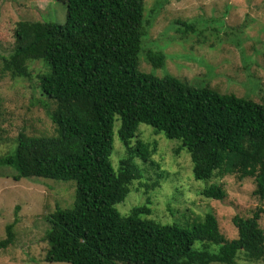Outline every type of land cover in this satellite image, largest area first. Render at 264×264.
Segmentation results:
<instances>
[{
  "label": "trees",
  "instance_id": "trees-1",
  "mask_svg": "<svg viewBox=\"0 0 264 264\" xmlns=\"http://www.w3.org/2000/svg\"><path fill=\"white\" fill-rule=\"evenodd\" d=\"M58 1L66 5L65 23L17 21L14 48L1 65L12 78H30L31 61L46 66L37 78L53 133L19 132L13 151L0 156V165L11 168L14 180L74 182L72 204L57 207L48 217L45 260L236 264L239 255L248 261L264 258L260 208L248 217L234 215L237 236L227 239L211 211L187 216L183 227L147 217L148 199L127 214L115 207L142 177L141 163L155 164L151 157L157 142L138 136L139 123L181 140L175 152L185 148L189 153L194 178L207 183L202 196L222 200L226 190L212 180L236 175L253 177V193L264 199V101L140 70L144 0ZM147 58L154 68L164 66L161 50H149ZM116 120L126 155L114 168L110 156ZM13 225H6L0 250L13 242Z\"/></svg>",
  "mask_w": 264,
  "mask_h": 264
},
{
  "label": "rangeland",
  "instance_id": "rangeland-1",
  "mask_svg": "<svg viewBox=\"0 0 264 264\" xmlns=\"http://www.w3.org/2000/svg\"><path fill=\"white\" fill-rule=\"evenodd\" d=\"M19 20L62 24L66 5L58 0H0V156L13 151L19 132L53 133L43 106L48 100L41 95L37 78L46 66L39 60L29 62L30 78H12L1 71L2 58L14 48ZM144 20L140 70L264 101V0H144ZM183 21L193 28H186ZM149 50L164 52V66H152ZM118 126L116 120L110 156L114 168L126 155L116 133ZM137 132L143 140L157 142L151 157L155 164L136 159L142 177L132 182L130 192L115 205L122 214L148 199L151 213L147 217L184 227L187 216L191 219L211 211L222 234L232 239L237 236L232 217H248L260 208L258 222L264 230V199L253 193V177L213 179L223 185L226 196L206 198L200 190L207 183L194 178L187 150L175 152L181 140L167 138L146 123H139ZM11 173L10 167L0 165V239L6 235V225L14 222V239L0 250V264H69L45 260V232L49 215L57 207L72 204L74 182L42 177L14 180ZM152 183L156 185L149 186ZM236 264H264V258L248 261L239 255Z\"/></svg>",
  "mask_w": 264,
  "mask_h": 264
}]
</instances>
